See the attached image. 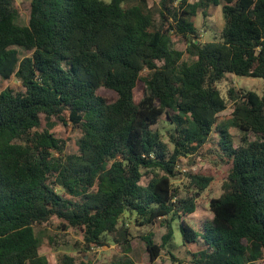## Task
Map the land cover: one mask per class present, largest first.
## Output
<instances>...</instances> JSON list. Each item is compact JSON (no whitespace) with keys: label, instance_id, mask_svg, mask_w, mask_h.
Listing matches in <instances>:
<instances>
[{"label":"trees","instance_id":"16d2710c","mask_svg":"<svg viewBox=\"0 0 264 264\" xmlns=\"http://www.w3.org/2000/svg\"><path fill=\"white\" fill-rule=\"evenodd\" d=\"M30 6L20 25L14 0H0V79L23 87L0 91V264H50L40 231L54 218L103 247L126 214L140 226L165 221L160 243L154 232L143 237L151 262L175 246L180 219L183 244L198 247L196 264L264 263V91L230 89L234 108L223 118L218 88L227 74L264 79V0H161L160 26L145 0ZM212 6H221L225 25L219 41L202 43L192 19ZM173 34L187 40L192 62ZM101 88L117 100L108 103ZM42 115L47 126L38 132ZM163 115L172 148L156 129ZM56 117L81 134L76 151L66 153L52 134ZM192 156L229 167L200 232L184 218L194 199L179 198L172 185L181 158ZM189 176L207 188L208 178ZM58 264L79 263L65 253Z\"/></svg>","mask_w":264,"mask_h":264},{"label":"rangeland","instance_id":"374dc122","mask_svg":"<svg viewBox=\"0 0 264 264\" xmlns=\"http://www.w3.org/2000/svg\"><path fill=\"white\" fill-rule=\"evenodd\" d=\"M110 2L111 0H104ZM144 0H129V3L136 4L142 3ZM152 10L156 19L157 26H160L163 22L159 15L160 1L161 0H145ZM196 1V0H191ZM30 2L31 0H14V5L19 11L18 24L28 25L30 19ZM193 23L199 31V41L202 43L219 41L221 31L224 28L225 21L222 13L221 6H212L207 14L204 15L201 11L198 12L196 17H193ZM163 24V23H162ZM166 27L168 26L167 23ZM174 47L186 52L187 40L177 34L172 35ZM20 57L28 55V53L21 48H18ZM183 60L186 62H192L187 53L184 54ZM6 88H11L15 91H23L20 81L13 77L7 81L0 79V91ZM218 88L222 97L227 102V109L220 113V117H226L233 111L234 104L229 98L228 92L233 89L235 92H247L253 91L261 95L264 91V79L250 78V77H238L233 74H227L224 80L218 84ZM144 85L139 82L136 90L135 97L140 99L144 94ZM98 95L104 98L108 103H113L117 100V94L109 89L101 88L98 90ZM56 123L55 127L51 129L52 134L61 139L64 142V151L70 153L77 150V143L81 137L78 130L74 129L69 123L66 125L63 121L57 117L53 119ZM46 119L44 115L41 116V125L37 129L38 132H43L46 129ZM172 125L163 115L159 124L156 126L162 135L163 141L168 143L172 148V144L169 142L168 131ZM236 134H238L236 132ZM179 174L172 179L173 188L177 191V195L181 199L193 198L196 205V210L193 214L184 215L185 220L191 223L198 232L203 227L205 222L212 219L213 214L209 208V202L213 198H218L222 195L223 184L227 179V173L229 167L217 166L211 160L203 158V156H192L181 158L178 166ZM190 174H198L202 177L209 179V184L205 190L197 189L191 182ZM126 223L124 226L123 223ZM165 225V221L162 220L152 226H140L135 222V216L126 214L124 220L120 224V231L107 238V242L103 247H96L94 245H87L84 242L82 234L73 229H63L60 225V221L56 218L53 219L52 224L48 225L47 229H41L40 235L42 238V245L40 247V254L45 256L50 264H58L60 257L63 254H69L76 257L77 263L85 262L88 264H125L127 259H131L135 264H196L194 258L191 255L192 251H196L198 247L196 244L184 245L182 239V233L180 228V219H176L173 222L174 229V244L173 247H167L162 251V255L155 262L150 261L149 254L146 249L144 236H147L150 232L155 233V239L157 242H161V237L166 234V228L161 225ZM123 227L127 228L130 250H125ZM120 241V242H118ZM172 253V255L170 254ZM259 264H264L260 260Z\"/></svg>","mask_w":264,"mask_h":264}]
</instances>
